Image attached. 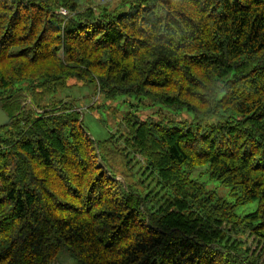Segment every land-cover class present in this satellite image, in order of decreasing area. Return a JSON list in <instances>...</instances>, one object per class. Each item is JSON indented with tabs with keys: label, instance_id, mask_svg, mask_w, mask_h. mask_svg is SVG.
<instances>
[{
	"label": "trees",
	"instance_id": "1",
	"mask_svg": "<svg viewBox=\"0 0 264 264\" xmlns=\"http://www.w3.org/2000/svg\"><path fill=\"white\" fill-rule=\"evenodd\" d=\"M115 1L0 0V264H264V0Z\"/></svg>",
	"mask_w": 264,
	"mask_h": 264
},
{
	"label": "rangeland",
	"instance_id": "2",
	"mask_svg": "<svg viewBox=\"0 0 264 264\" xmlns=\"http://www.w3.org/2000/svg\"><path fill=\"white\" fill-rule=\"evenodd\" d=\"M113 4H116L117 2L115 0H112ZM65 97V98H74L77 103L82 102L83 105L89 104V102L92 99V89L89 88H84V89H79L75 88L73 90H70L66 94H58V97ZM98 96V95H97ZM78 100H77V99ZM95 98V97H94ZM146 102L145 108L141 107L139 115L141 117H145L148 113L154 112L158 116H167V117H176L177 119H182V118H189V115L187 112H181V111H175L172 110L166 106H162L160 104H151L150 102L148 103V100L144 101ZM136 105V100L134 98L129 99V102L126 101L122 102V100L118 99L117 103H107L104 108H101L102 110L100 112H97V115L89 112L87 109L83 108V120L85 125L89 128L90 132L97 138V139H102L104 138L109 130L116 131L117 127L115 126L117 119H121V117L124 115L125 112L129 110L130 105ZM110 107V110L115 112V116L112 114L107 113L110 111L108 108ZM104 115V118L100 115ZM159 113H162L159 115ZM114 117H117L114 119ZM137 159L141 162L143 159L140 156H137ZM140 166H136V169L138 170ZM200 170H198L199 172ZM142 170H139L138 174H140ZM120 174V172H119ZM144 177V176H142ZM200 180L203 182L207 183V185L210 188H214L218 191V193L225 198H228V192L229 188L221 186L220 183L213 181L209 182L207 174L202 175L200 177ZM256 203H251L247 206H242L237 208V212L240 214H246L249 213L253 210L256 209ZM52 264H79L68 252L66 248H63L57 258L53 261Z\"/></svg>",
	"mask_w": 264,
	"mask_h": 264
},
{
	"label": "water",
	"instance_id": "3",
	"mask_svg": "<svg viewBox=\"0 0 264 264\" xmlns=\"http://www.w3.org/2000/svg\"><path fill=\"white\" fill-rule=\"evenodd\" d=\"M4 115V118L2 117ZM10 121L9 116L2 110L1 105H0V126L8 123Z\"/></svg>",
	"mask_w": 264,
	"mask_h": 264
},
{
	"label": "bare ground",
	"instance_id": "4",
	"mask_svg": "<svg viewBox=\"0 0 264 264\" xmlns=\"http://www.w3.org/2000/svg\"><path fill=\"white\" fill-rule=\"evenodd\" d=\"M2 117L4 118V115H2Z\"/></svg>",
	"mask_w": 264,
	"mask_h": 264
}]
</instances>
